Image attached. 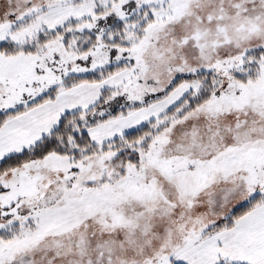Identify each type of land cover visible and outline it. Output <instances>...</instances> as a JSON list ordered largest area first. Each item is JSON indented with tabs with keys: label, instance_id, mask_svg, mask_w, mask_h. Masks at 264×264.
Wrapping results in <instances>:
<instances>
[{
	"label": "snow or ice",
	"instance_id": "snow-or-ice-1",
	"mask_svg": "<svg viewBox=\"0 0 264 264\" xmlns=\"http://www.w3.org/2000/svg\"><path fill=\"white\" fill-rule=\"evenodd\" d=\"M0 264H264V0H0Z\"/></svg>",
	"mask_w": 264,
	"mask_h": 264
}]
</instances>
